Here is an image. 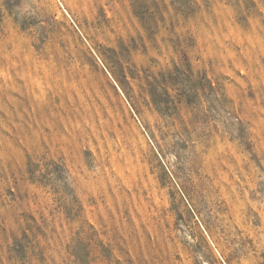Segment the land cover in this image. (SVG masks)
Segmentation results:
<instances>
[{
    "label": "rangeland",
    "instance_id": "1",
    "mask_svg": "<svg viewBox=\"0 0 264 264\" xmlns=\"http://www.w3.org/2000/svg\"><path fill=\"white\" fill-rule=\"evenodd\" d=\"M0 264H264V0H0Z\"/></svg>",
    "mask_w": 264,
    "mask_h": 264
}]
</instances>
